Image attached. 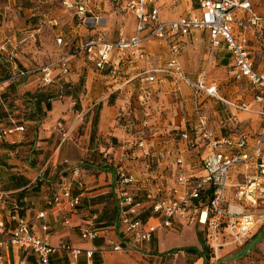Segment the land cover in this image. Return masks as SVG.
I'll return each instance as SVG.
<instances>
[{"label": "crops", "instance_id": "1", "mask_svg": "<svg viewBox=\"0 0 264 264\" xmlns=\"http://www.w3.org/2000/svg\"><path fill=\"white\" fill-rule=\"evenodd\" d=\"M184 1L190 10L184 13L181 8L173 14L165 0H157L161 19L175 20L188 13L200 15L195 0ZM251 4L259 18L257 26L246 29L234 26L233 31L236 37L245 40L257 71L264 72V43L261 40L264 7H258L252 0ZM126 14L131 17V32L126 31L123 23L109 21L110 16ZM66 16L65 23L70 22L68 31L51 27L46 21L37 25L29 39L43 40L44 47L25 56V66L15 62L17 53L13 44L6 56L9 63L0 61V134L14 129L0 139V193L6 195L0 201V221L6 229L15 226L10 219L9 205L17 203L32 232L39 237L47 235L50 246L56 248L46 264H175L184 252L202 259L205 256L194 246L193 231L197 228L203 231L204 227L191 223L188 216L174 220L172 227L159 228L150 242L133 251L113 252L112 244L124 242L123 227L118 223L112 226L109 215L113 210L108 198L103 197L100 202L91 199L109 191L117 196L115 167L120 163L129 175L139 179L146 163L142 161L143 155L148 157L147 166L152 168V173L167 184H174L178 157L182 158V169L190 181H195L201 176L202 161L207 155L205 143L195 133L196 107L207 118L209 128L217 138L236 143L245 136L249 149L255 145L264 125V119L258 115L264 102L256 99V90L246 80L233 79V62L225 42L221 40L217 48L211 49L208 30H193L187 36H175L181 44L179 60L184 73L194 80L205 71L207 84L215 86L220 99L245 103L248 111L235 109L205 94L194 99L184 82L160 74L155 76L154 82H147L150 71L163 66L169 58L167 44L158 39L145 44L146 57L141 61L122 59L117 52H112L105 71L95 67L94 57L83 52L73 53V49L90 39L115 42L120 28L128 37L132 36L137 22L129 11L101 4L99 23L105 27L95 32L87 31L63 12V17ZM234 17L245 19L249 14L240 10ZM62 36L65 39L62 46L57 45V38ZM0 46H5V52L8 51L5 44ZM0 54L5 55L4 52ZM63 54L71 55L70 71L63 76L59 68H54L51 86L43 84L40 73H27L39 65L57 62ZM33 61L37 65L32 66ZM21 72L27 74L20 76ZM238 86L247 92L246 96L238 93L235 97ZM59 123L67 131L66 139L57 129ZM18 128L23 130H15ZM182 133L188 134L187 140L180 138ZM129 150L138 158L126 159ZM161 154L164 156L160 157ZM74 168L80 170L78 177L73 175ZM64 186L70 187L72 197L79 198V208L67 214L47 205L51 194ZM41 212H46V217L37 219ZM143 222L148 225L157 223L158 219L150 214ZM102 223L111 228L93 241L81 238L82 230L93 229ZM43 224L48 226L46 233L41 231ZM174 235L181 236L180 244L161 245ZM3 239L5 236L0 234V240ZM198 242L202 249L203 245L208 249L201 237ZM182 245L187 246L180 248ZM62 246L92 251L93 254L86 258L82 253L74 261L68 251L61 249ZM176 253L177 257L174 256ZM25 255L8 244L0 249V264H21ZM27 261L28 264H40L33 255Z\"/></svg>", "mask_w": 264, "mask_h": 264}, {"label": "built area", "instance_id": "2", "mask_svg": "<svg viewBox=\"0 0 264 264\" xmlns=\"http://www.w3.org/2000/svg\"><path fill=\"white\" fill-rule=\"evenodd\" d=\"M195 2L200 15L194 16L188 13L168 21L161 19L156 5L157 0H60V8L89 32L105 27V24L99 23V19L102 18L98 16L99 7L103 3L119 6L135 17L137 24L132 36L128 37L123 28H120L115 42L90 39L73 49V53L83 52L89 57H94L95 67L98 70H106L110 55L114 51L122 59L131 58L133 62L144 60L145 44L150 40L158 39L167 44L169 58L163 66L150 71L151 75L146 79L147 82H154L155 76L160 74L184 82L191 90L194 99L200 94H205L218 98L235 109L248 111L245 103H230L220 99L215 86L207 84L205 71L200 72L194 80L184 73L179 60L181 44L175 36H187L193 30H208L211 49L217 48L221 40L225 42L233 62V79L246 80L256 90V99L264 102V72L257 71L245 40L236 37L233 31L234 26L240 29L257 26L259 18L252 11L251 0H195ZM240 10L247 12L249 17L235 19V12ZM46 23L51 27H59L60 21L53 18ZM33 39L36 40L35 37ZM261 40L264 43V33L261 34ZM56 44H62L61 37L57 38ZM0 52H5V46H0ZM70 57V54H63L57 62L39 65L27 73H40L43 84L51 86L54 68H59L63 76L69 73ZM27 73L21 72L20 76ZM140 104L143 106L142 101ZM71 105L75 106L74 103ZM196 112L198 119L195 133L207 147V155L202 161V173L198 179L190 181L182 169L181 157L175 160L178 173L172 186L152 173L151 167L147 166L146 155L141 157L146 163L139 179L129 175L121 163L115 167L119 224L123 227L125 238L121 244H112L113 252L133 251L140 245L150 242L159 228L172 227L174 220L188 216L191 223L204 227V240L211 251V259L218 260L220 248L232 244L242 245L251 233L264 228V149H262L264 125L258 132L255 145L248 149L245 136L236 143L225 138H217L215 132L209 128L207 118L200 114L197 107ZM258 115L264 119V108L258 112ZM57 129L63 139L68 137L61 123L57 125ZM15 130L22 131L23 128ZM13 131L14 129L5 130L0 134V139ZM180 138L187 140L188 134L182 133ZM126 155V159L138 158L131 150ZM236 168L242 172V179L232 183L230 178ZM79 174L80 170L74 168L73 175L78 177ZM129 188L135 192L143 191L151 196L154 202L150 206L149 214L158 219L157 223L146 225L137 217L140 204L134 201L128 191ZM231 188L233 190H230ZM4 197L6 195L0 193V201ZM47 205L50 209L57 208L59 212L67 214L76 209L79 198H73L70 187L64 186L51 194ZM46 215V212H41L37 214V219H44ZM10 219L15 222V226L11 229H6L0 221V234L5 236V239L0 240V249L9 244L22 250L26 255L21 264H28L27 259L31 255L36 256L40 264H46L48 256L56 251V248L50 246L47 235L36 236L27 221L16 214L10 215ZM64 222H68L67 218ZM106 230L84 229L81 231V238L93 241ZM41 231L46 233L48 226L43 224ZM226 239L228 241H225ZM61 249L68 251L74 261L82 253L86 258H91L93 254L92 251L69 246H62ZM177 255L174 254L175 257Z\"/></svg>", "mask_w": 264, "mask_h": 264}, {"label": "rangeland", "instance_id": "3", "mask_svg": "<svg viewBox=\"0 0 264 264\" xmlns=\"http://www.w3.org/2000/svg\"><path fill=\"white\" fill-rule=\"evenodd\" d=\"M252 2L258 7H264V0H252ZM165 4L173 14L178 13L181 8L184 13L190 10L189 4L184 0H165ZM62 17L63 12L60 8V0H0V45L5 44L8 49L7 54H0V61L5 64L9 63L6 56L11 50V44H13L16 46L17 53L14 59L15 62L25 66L27 63L25 56L44 47L43 40L38 41L36 39L32 41V38V40L29 39L30 34L35 31L37 25L47 21L49 18H60L57 29L68 31L70 29V22L65 23L67 16ZM113 20L123 23L126 31L131 32L132 23L131 17L128 14L110 16L109 21L112 22ZM65 33L67 34L68 32ZM48 37L54 43V39L50 35ZM61 38L64 42L65 39H63V36ZM8 40L11 42L8 43ZM67 41L69 42L68 38ZM210 53L211 50L208 48V56H210ZM35 65L37 64L33 61L32 66ZM229 85L228 87L230 88L231 86ZM237 89L238 92L235 94V97L238 93L243 96L247 95V92L243 91L241 86H238ZM262 149H264V146H262ZM242 175V172L236 168L230 178L232 183L241 181ZM230 190H233V188ZM193 232L194 246L198 248L199 252H203L202 254L205 257L198 259L197 256H187L186 252H184L183 257H180L175 264H264V228L251 233L242 245L232 244L220 248L218 251V260H212L211 251L209 249L204 251L198 242V238L201 237L203 243H205L203 231L197 228ZM180 241H182L181 236L174 235L161 245L167 247L173 244H180ZM225 241L228 240L226 239ZM186 246L182 245L180 248H186ZM167 264L173 263L167 262Z\"/></svg>", "mask_w": 264, "mask_h": 264}, {"label": "trees", "instance_id": "4", "mask_svg": "<svg viewBox=\"0 0 264 264\" xmlns=\"http://www.w3.org/2000/svg\"><path fill=\"white\" fill-rule=\"evenodd\" d=\"M8 51L4 52V54H7ZM150 170H152V168H150ZM128 191L130 192L131 196L133 197L134 201L136 203L140 204V208L138 210V218L141 220H145L147 217H149V212H150V206L152 205V203L154 202V200L151 198V196L145 192H135L133 189L129 188ZM209 193V192H208ZM207 195V192L205 193ZM209 195V194H208ZM103 197L108 198L109 203L111 204V208L113 210V212L111 213V215H109L111 217V220H113V225L114 226L116 223L119 224V206H118V200L116 198V195L113 191H109L107 194L105 195H100V196H96L93 197V201H97L100 202L102 199H104ZM76 198V197H73ZM10 198L8 200H6V202H9ZM11 203V202H10ZM9 207L11 208V213L12 214H16L18 217L23 218L22 214H21V207L17 204L14 203L12 205H9ZM79 208V205L76 207V209ZM75 209V210H76ZM101 222V221H100ZM110 224V223H108ZM111 227L109 225H107V223H102V224H96L94 226V228L92 230H106V229H110ZM203 243V241H202ZM203 250L207 251V249L204 247L203 245Z\"/></svg>", "mask_w": 264, "mask_h": 264}]
</instances>
